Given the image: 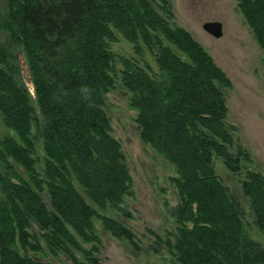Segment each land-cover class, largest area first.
Returning a JSON list of instances; mask_svg holds the SVG:
<instances>
[{"label":"trees","instance_id":"trees-1","mask_svg":"<svg viewBox=\"0 0 264 264\" xmlns=\"http://www.w3.org/2000/svg\"><path fill=\"white\" fill-rule=\"evenodd\" d=\"M6 2L4 27L23 48L31 82L29 87L21 81L18 67H0V110L8 130L0 144L3 264H55L59 254L73 264H99L94 219L139 250L135 234L103 212L112 207L131 217L122 201L123 194L133 195L131 179L108 135L106 95L117 80L132 95L143 141L177 175L171 181L178 203L163 208L178 227L171 238L155 240L164 245L168 264H264V176L244 170L251 162L241 147L228 152L234 144L223 130L227 108L220 88L229 83L189 33L171 28L160 14L172 16L168 0ZM239 8L264 49V0H239ZM113 31L150 46L157 73L117 57L109 46ZM46 156L53 163L44 167ZM214 159L229 174L245 175L242 194L262 242L235 217H243V210L216 173ZM35 227L45 231L40 239ZM32 239L38 251L21 256L16 240L32 248Z\"/></svg>","mask_w":264,"mask_h":264},{"label":"rangeland","instance_id":"rangeland-1","mask_svg":"<svg viewBox=\"0 0 264 264\" xmlns=\"http://www.w3.org/2000/svg\"><path fill=\"white\" fill-rule=\"evenodd\" d=\"M168 2V12L172 19L166 17L165 13L160 14L171 28L177 27L189 33L190 38L211 58L214 65L223 73L224 80L229 83L228 86L220 88L227 108L226 116L222 120L225 124L223 130L234 144V147H228V152L236 154V146L241 147V151L249 156L251 162L244 165V170L251 169L253 173L264 176V49L259 43L262 39L259 41L255 37L239 8V0H168ZM6 3V0H0V49L6 56V60L0 61V67L5 65L7 70V65L18 67L21 81L28 86L31 80L24 64L23 48L4 27L8 11ZM213 21L222 23L223 34L220 38H214L202 29L204 23ZM113 33L115 41L109 46L117 57L132 60L138 70L145 71L149 66L154 75L157 73L156 61L148 50L150 46L133 44L118 32ZM152 48L158 49L156 43ZM116 69L118 71L122 69L121 63H117ZM114 87L106 95V112L110 126L108 135L119 145L118 153L123 155V166L131 179L133 195H122V201L126 203V212L130 213L131 217L122 215L112 207L104 208L103 212L135 234L139 250L135 251L126 241L114 238L94 219L95 233L100 239L95 257L99 264H168L169 256L164 245L155 240L156 236L161 239L167 236L171 238L178 227L175 219L168 217L163 208L165 202L173 207L178 203V190L171 181L177 175L163 155L150 143L143 141L141 137L143 126L137 122V112L130 108L131 93L121 87L119 80L114 83ZM7 135L4 115L0 110V144ZM101 146L106 147L104 143H101ZM44 158L45 163L40 161L44 167L49 162L53 163L49 157ZM214 162L216 173L222 179L223 185L236 199L235 204H239L243 210L244 218L238 212L235 217L243 222L250 237L262 242V237L249 216L247 199L242 194L240 182L245 175L242 174L240 177L231 175L220 159H214ZM1 172L0 163V175ZM76 186L78 191H86L85 187ZM213 222L218 227L217 219H213ZM230 224L235 228L234 222L231 221ZM188 226L190 227V224ZM34 229L37 238L40 239L39 235H43L45 231L36 227ZM32 241L33 247L28 248L26 243L25 246H21L16 240L21 256L24 255V251H28L29 254L38 251L33 239ZM48 252L50 254V249ZM56 258L58 260L55 264H73L62 254L56 255ZM44 262L47 264L48 260L44 259ZM0 264H3L1 255Z\"/></svg>","mask_w":264,"mask_h":264},{"label":"water","instance_id":"water-1","mask_svg":"<svg viewBox=\"0 0 264 264\" xmlns=\"http://www.w3.org/2000/svg\"><path fill=\"white\" fill-rule=\"evenodd\" d=\"M202 29L214 38H220L223 34L222 23L218 21L206 22L203 24Z\"/></svg>","mask_w":264,"mask_h":264},{"label":"bare ground","instance_id":"bare-ground-1","mask_svg":"<svg viewBox=\"0 0 264 264\" xmlns=\"http://www.w3.org/2000/svg\"><path fill=\"white\" fill-rule=\"evenodd\" d=\"M25 61V60H24Z\"/></svg>","mask_w":264,"mask_h":264}]
</instances>
